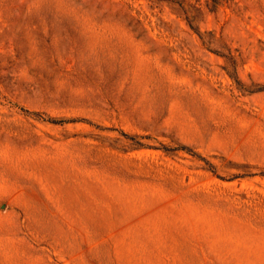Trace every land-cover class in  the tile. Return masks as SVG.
<instances>
[{"label":"rangeland","instance_id":"1","mask_svg":"<svg viewBox=\"0 0 264 264\" xmlns=\"http://www.w3.org/2000/svg\"><path fill=\"white\" fill-rule=\"evenodd\" d=\"M0 264H264V0H0Z\"/></svg>","mask_w":264,"mask_h":264}]
</instances>
